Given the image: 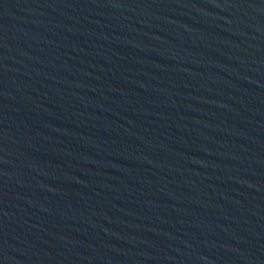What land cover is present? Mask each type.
<instances>
[{
  "label": "water",
  "instance_id": "obj_1",
  "mask_svg": "<svg viewBox=\"0 0 264 264\" xmlns=\"http://www.w3.org/2000/svg\"><path fill=\"white\" fill-rule=\"evenodd\" d=\"M0 264H264V0H0Z\"/></svg>",
  "mask_w": 264,
  "mask_h": 264
}]
</instances>
